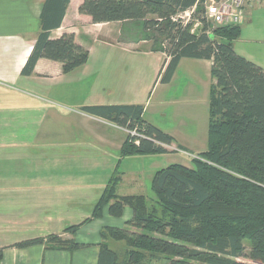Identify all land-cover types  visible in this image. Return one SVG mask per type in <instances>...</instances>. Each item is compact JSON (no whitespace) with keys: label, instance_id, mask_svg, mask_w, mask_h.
<instances>
[{"label":"crops","instance_id":"1","mask_svg":"<svg viewBox=\"0 0 264 264\" xmlns=\"http://www.w3.org/2000/svg\"><path fill=\"white\" fill-rule=\"evenodd\" d=\"M44 2L0 0V264H97L101 229L121 228L133 215L124 206L114 217L105 205L99 217L84 221L104 186L117 173V195L119 183L127 187L134 183L140 190L123 195H148L140 187L151 181L159 163L152 160L147 165L150 173L139 168L121 175L117 167L124 159L139 161L140 155L155 154L120 158L127 133L118 138L114 132L122 127L82 107L140 104L142 118L173 138L168 152H185V145L178 143L186 124L183 117L177 129L164 127L156 118L159 107L154 108V117H147L145 104L150 96L159 106L166 98H178L179 105L172 101L181 109L178 114L192 118L193 102L199 101L208 124L212 60L181 58L170 81L163 83L165 54L152 51L148 40L120 39V22L92 23L90 16L78 12L82 0H70L60 26L50 29L49 37L72 32L75 42L88 50L87 62L63 72L60 62L39 58L32 73L23 74L40 31ZM238 24L234 51L264 69V1L246 6ZM177 71L178 78L190 80L178 84V95L165 97L164 88L157 92L170 85ZM142 176L147 179L144 184ZM72 225H78L73 233L64 230ZM52 234L73 239L80 247H50L45 241ZM39 238L43 241L33 242ZM115 243L119 242L109 241L110 247L116 249Z\"/></svg>","mask_w":264,"mask_h":264},{"label":"trees","instance_id":"2","mask_svg":"<svg viewBox=\"0 0 264 264\" xmlns=\"http://www.w3.org/2000/svg\"><path fill=\"white\" fill-rule=\"evenodd\" d=\"M69 1L45 0L40 31L23 74H31L39 58L60 62L63 72L87 62L88 50L75 42L72 32L49 37L50 29L60 26ZM200 3L82 0L78 6V12L90 16L92 23L120 22L121 35L148 40L152 51L165 54L163 83L170 81L181 58L212 60L206 149L192 158L190 167L172 163L157 170L150 181L152 195H117L118 174L112 175L84 221L99 217L105 205L114 217L121 215L124 206L133 215L124 227L101 229L97 264H149L157 259L167 264H251L238 258L264 264V69L234 51L239 24H211ZM194 5L191 21L183 23L178 14ZM195 22L200 24L194 30ZM82 109L136 130L138 136L127 134L120 158L168 152L159 143L169 145L173 138L142 118V105ZM77 227L64 230L73 233ZM46 240L54 248L80 247L73 239L56 234ZM109 241L123 243L122 249L111 248ZM27 243L31 242L17 245Z\"/></svg>","mask_w":264,"mask_h":264},{"label":"rangeland","instance_id":"3","mask_svg":"<svg viewBox=\"0 0 264 264\" xmlns=\"http://www.w3.org/2000/svg\"><path fill=\"white\" fill-rule=\"evenodd\" d=\"M183 23L189 22L191 21L190 17H188L185 14H181V17H179ZM196 23V22H195ZM200 24V22L198 23ZM197 25H195V28H197ZM212 24V23H211ZM214 25V24H213ZM193 29V28H192ZM191 29V30H192ZM120 39L122 40H132V36L128 35V34H124L122 35V37H120ZM190 81L189 78H186L182 75H180V77L178 78V71L176 76L174 77L173 81L170 83V85L166 86V87H160L158 89L157 92H160L163 90L165 91V97L167 95H178V84H183L185 82ZM157 99L154 96H150L149 97V101L145 104V102H143V104H145L147 110L145 115H147V117H154L153 113H155L154 108L159 107L161 113L159 115L156 114V118L158 119V121L160 123H162V126L166 127L169 125H174V129L178 128V124L180 126V119L179 117H183V120L185 121V125L182 126V135L180 136V138H178V143L179 144H184L185 145V152H181L180 150L178 151H172V152H167V153H161V154H155L152 156L149 155H140L141 157H137L140 158L139 161L135 160V161H129L132 159H124V161H121L117 167V170L120 172L121 175H123L121 172L126 171L125 176H128V174L130 173L131 170H138L139 168H142L141 170L143 171H150L152 170V167L147 166L152 160H156L159 164L158 165V169L164 168L172 163H179V164H183L186 166H192L193 162H192V158L195 157L198 153H200V151H203L206 149V139H207V120L204 119V110L202 109L201 103L199 101H194L193 105H194V115L191 116L189 114H184L181 115L180 113L178 114V110L181 112V109L178 107H175L174 104H172V101H174L173 103H177L179 105V100L178 98H169V99H165L162 100V105H158L157 104ZM189 112H193L191 109H189ZM195 132V134H193ZM117 134V137L119 138H124L126 135V131H124L123 129H116L114 134ZM167 149H169V146L166 147ZM145 156V157H143ZM134 160V159H133ZM111 173V172H109ZM109 175V174H108ZM111 175V174H110ZM109 175V177H110ZM107 176H104V178ZM131 178V177H130ZM133 178V177H132ZM131 178V179H132ZM142 178V183L144 184L145 182H147V179L145 177V179ZM127 181V180H126ZM135 185L133 183L134 187H131V191L129 190V188L126 186L125 183H119L118 188H117V193L120 195L123 194H128L131 192H137L140 193L138 191L140 190H136L135 189ZM140 189H142L144 191L145 189V194L148 195H152V192L150 190V182H147L146 187L142 186L140 187ZM130 191V192H128ZM122 225V224H121ZM124 227V225L122 226ZM122 244L121 242L119 243H115L114 247L116 249L121 250L122 249ZM245 252H247L248 250V243L247 241H245ZM237 260L242 261V262H247V263H251V264H256L250 260H248L247 258H238ZM149 264H167L165 259H157L154 261H151Z\"/></svg>","mask_w":264,"mask_h":264},{"label":"built area","instance_id":"4","mask_svg":"<svg viewBox=\"0 0 264 264\" xmlns=\"http://www.w3.org/2000/svg\"><path fill=\"white\" fill-rule=\"evenodd\" d=\"M263 1L264 0H201L200 4L203 7V16L205 20L214 25H234L240 22L243 9L246 6H255ZM195 5L192 8L179 13L178 17H181V14H185L190 17ZM197 24L198 22L194 24V27ZM123 129L131 137L138 136V133L135 129ZM159 144L163 147H167L166 144Z\"/></svg>","mask_w":264,"mask_h":264}]
</instances>
